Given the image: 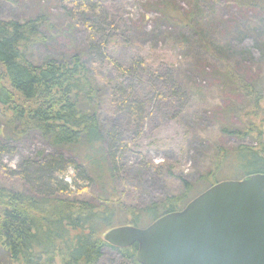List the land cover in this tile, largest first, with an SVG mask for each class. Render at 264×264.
Listing matches in <instances>:
<instances>
[{"label":"trees","instance_id":"obj_1","mask_svg":"<svg viewBox=\"0 0 264 264\" xmlns=\"http://www.w3.org/2000/svg\"><path fill=\"white\" fill-rule=\"evenodd\" d=\"M235 1L259 5L254 0ZM158 10L167 22L185 28L187 37L197 36L193 11L183 13L172 0L160 1ZM44 26L52 27L43 16L0 19V140L15 142L36 131L53 151L43 163L24 165L17 173L41 192L0 186V264H98L103 248L111 246L103 239L106 231L122 225L146 227L219 181L264 174V84L222 63L217 87L230 92L232 104L220 133L237 142L213 145L207 169L194 182L183 181L178 194L144 206L124 203L117 182L121 173L126 175L128 145L120 134L103 128L101 88L84 53L67 59L45 57L40 63L29 58L32 49L47 40ZM211 59L220 68L219 60ZM167 83L172 97L181 95L176 80L168 76ZM114 89L120 110L141 122L144 104L136 102L132 83ZM68 169L73 172L71 183L65 180ZM90 186L96 190L95 199L75 197ZM111 247L123 252L124 264H140L136 243Z\"/></svg>","mask_w":264,"mask_h":264},{"label":"rangeland","instance_id":"obj_2","mask_svg":"<svg viewBox=\"0 0 264 264\" xmlns=\"http://www.w3.org/2000/svg\"><path fill=\"white\" fill-rule=\"evenodd\" d=\"M160 1L0 0L2 20L43 16L51 24L50 29H42L46 42L28 54L34 63L45 57L67 59L85 54L101 88L103 128L120 134L128 145L123 159L126 175L121 173L117 182L121 199L137 206L178 194L183 181L194 182L207 169L213 145L237 142L220 133L222 122L231 116L232 104L230 92L217 87L216 72H221L222 63L264 84V0H254L259 5H240L235 0H172L183 13L196 15L199 31L195 38L162 17ZM211 58L219 60L220 68ZM168 76L177 81L181 95L171 96ZM131 83L136 102L144 104V117L138 123L120 110L114 89ZM232 95L236 102L237 96ZM51 153L36 131L15 142L0 140V186L41 192L31 179L17 173L24 165L43 163ZM72 173L68 169L65 176L69 183ZM95 195L90 186L75 197L90 201ZM122 255L105 246L98 264H124Z\"/></svg>","mask_w":264,"mask_h":264},{"label":"water","instance_id":"obj_3","mask_svg":"<svg viewBox=\"0 0 264 264\" xmlns=\"http://www.w3.org/2000/svg\"><path fill=\"white\" fill-rule=\"evenodd\" d=\"M103 239L137 244L140 264H264V174L219 181L146 227L122 225Z\"/></svg>","mask_w":264,"mask_h":264}]
</instances>
